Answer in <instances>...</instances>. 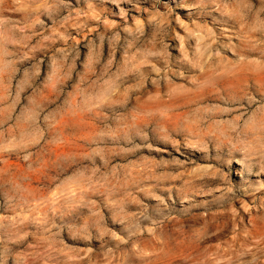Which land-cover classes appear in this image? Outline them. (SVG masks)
I'll return each instance as SVG.
<instances>
[{"label":"rangeland","instance_id":"obj_1","mask_svg":"<svg viewBox=\"0 0 264 264\" xmlns=\"http://www.w3.org/2000/svg\"><path fill=\"white\" fill-rule=\"evenodd\" d=\"M0 264H264V0H0Z\"/></svg>","mask_w":264,"mask_h":264}]
</instances>
